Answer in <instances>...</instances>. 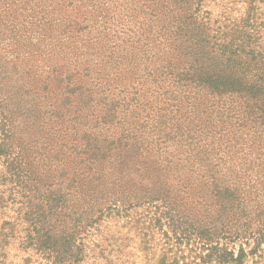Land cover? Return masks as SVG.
<instances>
[{"label":"trees","instance_id":"obj_1","mask_svg":"<svg viewBox=\"0 0 264 264\" xmlns=\"http://www.w3.org/2000/svg\"><path fill=\"white\" fill-rule=\"evenodd\" d=\"M12 1L0 0V57L10 69L0 82V163L24 198L19 215L29 224V247L51 264H75L87 226L116 207L153 202L173 226L209 218L201 221L205 242L218 222L223 237L262 232L261 54L241 52V61L239 48L181 70L158 52L139 53L135 34L121 39L115 32L100 62H50L67 54L54 47L40 59L31 52L14 72L10 49L24 29L35 28L37 34L23 32L31 40L51 23L68 33L59 16H10ZM158 71L162 86L145 97V81Z\"/></svg>","mask_w":264,"mask_h":264},{"label":"rangeland","instance_id":"obj_2","mask_svg":"<svg viewBox=\"0 0 264 264\" xmlns=\"http://www.w3.org/2000/svg\"><path fill=\"white\" fill-rule=\"evenodd\" d=\"M57 2H11L16 9L10 16H59L67 20L64 29L68 33L63 35L51 23L46 35L39 34L31 40L23 32L37 34L35 28L24 29L22 36L14 40L15 48L10 49L14 58L12 71L26 65L31 52L40 59L54 47L67 54L50 62H100L102 48L112 45L115 32L121 39L135 34L139 53L147 56L148 52H158L163 60H171L181 70L207 61L204 56L227 57V53L239 48L241 61L245 60L244 53L254 52L261 54L264 62V0H61L59 6ZM172 37L177 41L172 42ZM186 40L188 44L183 43ZM167 48H174L176 55H170L172 50L166 52ZM129 57L134 66L136 60ZM5 64L0 57V82L9 76L10 69ZM137 68L143 69L141 62ZM160 74L158 71L145 81V97L147 89L150 94L154 92V97L157 95V87L162 86ZM1 172L0 163V264H51L47 253L29 247V224L19 215L24 198ZM162 209L153 202L152 206L124 205L104 213L82 233L83 252L75 264H264V228L262 232L247 229L223 237L218 222L213 226L214 237L205 242L200 237L208 226L201 221H210L209 218L194 219L191 225L188 219L173 226L160 215ZM181 211L178 213L189 217L197 213ZM221 252L224 259L219 258Z\"/></svg>","mask_w":264,"mask_h":264}]
</instances>
